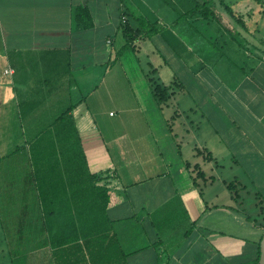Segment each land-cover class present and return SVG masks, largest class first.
I'll return each mask as SVG.
<instances>
[{"label": "crops", "instance_id": "1", "mask_svg": "<svg viewBox=\"0 0 264 264\" xmlns=\"http://www.w3.org/2000/svg\"><path fill=\"white\" fill-rule=\"evenodd\" d=\"M142 1L143 7L138 0H0V264L260 260L264 38L255 45L256 53L244 52L246 65L241 66L243 58L229 59L241 68L239 74L181 61L193 83L182 87L183 93L192 102L178 110L190 119L185 132L203 139L191 149L173 139L174 147L166 152L146 104L160 105L151 80L155 73L149 71H158L150 55L154 50L146 44L161 32L142 37L147 26L138 17L149 25L147 13L153 8ZM79 5L89 7L93 27H77ZM157 20V26H166ZM125 23L138 34V52L122 49ZM125 51L135 52L132 70L125 65ZM141 51H146L145 65ZM71 106L88 169L103 175L96 186L109 191L103 214L93 213L85 199L83 211L78 210L76 185L69 182L55 178L42 186L55 191L51 200L40 193L38 178L44 171L33 161L32 144ZM62 176L66 179L64 171ZM252 191L255 209H248ZM45 204L53 207L50 216ZM80 216L88 217L86 224H79ZM97 222L103 229L97 230Z\"/></svg>", "mask_w": 264, "mask_h": 264}, {"label": "rangeland", "instance_id": "2", "mask_svg": "<svg viewBox=\"0 0 264 264\" xmlns=\"http://www.w3.org/2000/svg\"><path fill=\"white\" fill-rule=\"evenodd\" d=\"M138 1L143 7V1ZM148 1L151 8L153 7L150 13H147L152 23L154 22L152 25L157 26L155 20L158 18L166 23L164 27L158 26L161 34L156 36L153 42L147 41L146 48L154 50L150 55L155 62L154 67L158 69L157 73L152 67L149 71L155 73V81L159 82L161 79L162 84L165 82L170 84L169 95L164 101L159 100V106L148 100L146 103L149 109L148 116L166 152H170L174 147L169 143L173 139L178 144L182 142L186 149H191L196 145L195 141L201 140L202 137L200 133L195 135L194 132L190 134L185 132V125L190 123V119L183 110H178L192 102L191 96L183 93L185 89L182 87L190 89L193 83L192 78L184 73L181 61L187 60L186 62L193 67L197 62L210 72L216 69L219 72L241 73V68L231 63L229 59L243 58L242 66L248 63L244 59V52L247 50L257 52L255 45L264 38V0H209L210 9L214 10L209 17L204 14L206 8L202 6L201 9L195 8L206 0H175V3L171 0ZM173 19L176 20L172 21ZM136 51L138 52V49ZM134 53L132 51L124 53L125 65L131 70L135 63L131 62L130 54ZM140 56L145 65L146 51H141ZM166 58L168 63L164 62ZM189 113L193 119L197 116L195 112ZM3 146L7 148L6 144ZM186 152L190 153L188 150ZM212 167L208 164V168ZM237 190L241 193L243 189L238 187ZM252 196L253 191L247 196L248 209H255L251 207Z\"/></svg>", "mask_w": 264, "mask_h": 264}, {"label": "trees", "instance_id": "3", "mask_svg": "<svg viewBox=\"0 0 264 264\" xmlns=\"http://www.w3.org/2000/svg\"><path fill=\"white\" fill-rule=\"evenodd\" d=\"M208 2L209 0H206L195 7L196 9H201V6L203 8H206L207 10L204 12L206 17H209L211 13H214V10L210 9V4H208ZM138 20L141 22L140 25L142 27L147 26V31L142 34L143 38L152 36L160 29L158 28V26L152 25L154 22L150 23L149 25H145L148 23V21L145 20L143 17H138ZM75 21L77 27L82 29H88L94 26L93 16L87 5H79L76 7ZM155 23L157 24L158 20L155 21ZM124 26V33L127 39L126 44L123 46L122 49L125 50L129 47L137 49V45L135 44V42L138 38V34L134 33L126 23ZM154 71L156 70L154 69ZM151 80H153L156 85L154 88V92L156 95H158V99H162V101H164V99L167 98L166 96L169 95L168 87H162V85L155 81L154 78H152ZM72 111L73 106L69 107L68 110H66L59 116L55 126L46 128L43 134L39 138H37L32 144V152L34 155L33 161L35 165L41 166L40 169H43L44 171V177L38 178L39 186L41 189L40 193L43 195L44 200L46 198H49L48 200H51V197H54L56 195L55 191L44 190L42 189V186H45L46 184H51L52 182L54 183L55 178H57L58 183L66 184L67 182H69L70 184L76 185L74 197H76L75 199L77 202L79 201L81 203L80 206L77 207L78 210L83 211L82 202L83 199H85L89 200V204L91 206L90 209L93 210V213L95 212L99 214V211L101 210L103 214L105 213V209L110 201L108 195L109 191L105 187L103 188L96 186V182L104 178L103 175L91 173L88 169L86 154L83 150L81 137L78 128L75 125ZM38 159H40V163L38 162ZM55 168H58L57 175L55 173ZM63 171L67 180L64 178V176H62ZM236 193H238L237 190ZM90 200H92L93 204H91ZM52 209L53 207L51 205L45 204V211L47 215H51ZM80 217V225L86 224L89 220L88 217L86 218V220L83 219V216ZM47 223L48 222H46V224ZM50 223L48 227L51 230ZM87 225H89L90 227V223ZM95 225L97 226V230L103 229L100 223L97 222ZM82 230L84 231L87 229L82 228ZM254 264H259V260L256 261Z\"/></svg>", "mask_w": 264, "mask_h": 264}, {"label": "water", "instance_id": "4", "mask_svg": "<svg viewBox=\"0 0 264 264\" xmlns=\"http://www.w3.org/2000/svg\"><path fill=\"white\" fill-rule=\"evenodd\" d=\"M259 264H264V236L261 241V257L259 260Z\"/></svg>", "mask_w": 264, "mask_h": 264}]
</instances>
